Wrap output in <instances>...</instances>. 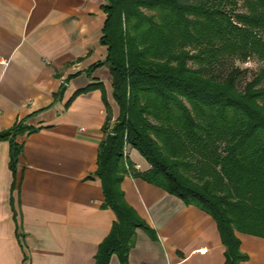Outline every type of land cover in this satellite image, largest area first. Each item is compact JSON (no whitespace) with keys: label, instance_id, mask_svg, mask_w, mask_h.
<instances>
[{"label":"trees","instance_id":"obj_1","mask_svg":"<svg viewBox=\"0 0 264 264\" xmlns=\"http://www.w3.org/2000/svg\"><path fill=\"white\" fill-rule=\"evenodd\" d=\"M104 9L108 55L93 68L109 65L120 116L111 125L108 106L97 175L118 219L96 264H110L113 254L130 264L138 228L156 238L126 200L127 175L212 215L226 264H239L236 231L264 237V66L240 87L252 58L264 62V0H108ZM37 130L19 120L0 132L15 173L24 151L18 137ZM129 146L150 169L128 162Z\"/></svg>","mask_w":264,"mask_h":264},{"label":"crops","instance_id":"obj_2","mask_svg":"<svg viewBox=\"0 0 264 264\" xmlns=\"http://www.w3.org/2000/svg\"><path fill=\"white\" fill-rule=\"evenodd\" d=\"M107 4L0 0V132L19 120L38 129L18 137L16 173L10 142L0 140V264H96L118 219L104 206L97 175L108 106L111 125L120 116L109 65L93 68L108 55ZM126 153L139 171L151 168L136 149ZM122 189L156 233L137 229L130 264H226L227 246L208 212L133 175ZM236 234L239 264H264V237ZM110 264H122L117 254Z\"/></svg>","mask_w":264,"mask_h":264},{"label":"rangeland","instance_id":"obj_3","mask_svg":"<svg viewBox=\"0 0 264 264\" xmlns=\"http://www.w3.org/2000/svg\"><path fill=\"white\" fill-rule=\"evenodd\" d=\"M239 11H246V7L244 6L243 1L240 2ZM252 60L255 61L253 62V67H251L249 70H245L246 73L241 77L240 80V87L244 86L246 82H248L249 78L252 79L253 77H255L264 66L263 61L254 58H252Z\"/></svg>","mask_w":264,"mask_h":264},{"label":"built area","instance_id":"obj_4","mask_svg":"<svg viewBox=\"0 0 264 264\" xmlns=\"http://www.w3.org/2000/svg\"><path fill=\"white\" fill-rule=\"evenodd\" d=\"M0 61H2V58H1V56H0ZM252 64H251V62L250 61H248L247 62V66H251Z\"/></svg>","mask_w":264,"mask_h":264}]
</instances>
